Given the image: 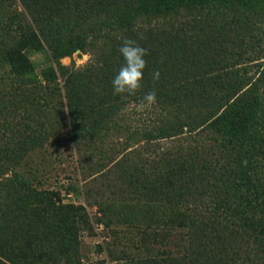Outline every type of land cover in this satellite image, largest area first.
Segmentation results:
<instances>
[{
    "label": "trees",
    "instance_id": "16d2710c",
    "mask_svg": "<svg viewBox=\"0 0 264 264\" xmlns=\"http://www.w3.org/2000/svg\"><path fill=\"white\" fill-rule=\"evenodd\" d=\"M124 37L148 51L129 97ZM60 134L108 191L97 223L159 238L144 264H264V0H0V264H81L88 216L31 164Z\"/></svg>",
    "mask_w": 264,
    "mask_h": 264
},
{
    "label": "rangeland",
    "instance_id": "374dc122",
    "mask_svg": "<svg viewBox=\"0 0 264 264\" xmlns=\"http://www.w3.org/2000/svg\"><path fill=\"white\" fill-rule=\"evenodd\" d=\"M32 59L39 62L42 60L36 55L32 56ZM88 60L89 54L76 51L71 56L60 58L59 61L64 66L81 67ZM79 159L80 154L68 141L67 134H60L46 150L37 151L32 155L31 164L35 171L33 173L36 175V184L40 181L41 188L60 192L63 202L81 205L86 212L89 225L81 226L78 231L77 249L81 264H144L150 250L157 251L153 248L158 245L155 242H158L159 238H155V242L151 239V243H147V240L144 241L142 229L126 224L103 223L104 227H99L97 221L100 215L96 201H100L108 191L105 185L101 184L100 175V179L92 180V176H89L87 180L80 181L82 174L78 168ZM84 171L88 172V169L85 168ZM98 174L94 172L93 177ZM167 240L173 252L180 249L174 245L175 239L171 235H168Z\"/></svg>",
    "mask_w": 264,
    "mask_h": 264
},
{
    "label": "clouds",
    "instance_id": "9594fccd",
    "mask_svg": "<svg viewBox=\"0 0 264 264\" xmlns=\"http://www.w3.org/2000/svg\"><path fill=\"white\" fill-rule=\"evenodd\" d=\"M118 51L124 63L112 80L113 94L122 97L135 96L143 87L144 69L147 65L144 57L148 54V51L140 46L136 40L128 37L122 38V44ZM153 79H159L158 70L153 73ZM155 103L156 93L150 91L143 95L136 108L137 110H143L145 106H152Z\"/></svg>",
    "mask_w": 264,
    "mask_h": 264
},
{
    "label": "built area",
    "instance_id": "2783aa9c",
    "mask_svg": "<svg viewBox=\"0 0 264 264\" xmlns=\"http://www.w3.org/2000/svg\"><path fill=\"white\" fill-rule=\"evenodd\" d=\"M94 209H95V208H94ZM95 212H97V209H95ZM98 214L100 215L99 211H98ZM97 225H98L99 227H101V228L103 227L102 224H100V223H97Z\"/></svg>",
    "mask_w": 264,
    "mask_h": 264
}]
</instances>
